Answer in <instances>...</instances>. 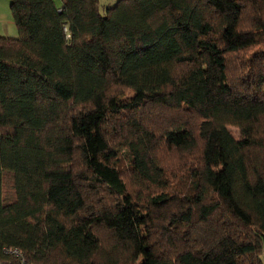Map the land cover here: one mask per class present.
<instances>
[{
	"label": "trees",
	"instance_id": "trees-1",
	"mask_svg": "<svg viewBox=\"0 0 264 264\" xmlns=\"http://www.w3.org/2000/svg\"><path fill=\"white\" fill-rule=\"evenodd\" d=\"M10 10L0 264H264V0Z\"/></svg>",
	"mask_w": 264,
	"mask_h": 264
},
{
	"label": "crops",
	"instance_id": "crops-1",
	"mask_svg": "<svg viewBox=\"0 0 264 264\" xmlns=\"http://www.w3.org/2000/svg\"><path fill=\"white\" fill-rule=\"evenodd\" d=\"M110 2L109 5L117 2V0H107ZM12 34H10V32ZM18 31V28L14 22L11 10L10 0H0V34L5 36H12L13 33ZM6 33V34H5ZM16 37V36H12Z\"/></svg>",
	"mask_w": 264,
	"mask_h": 264
},
{
	"label": "rangeland",
	"instance_id": "rangeland-1",
	"mask_svg": "<svg viewBox=\"0 0 264 264\" xmlns=\"http://www.w3.org/2000/svg\"><path fill=\"white\" fill-rule=\"evenodd\" d=\"M100 3H101L102 6H105V5H109V4H110V2L107 1V0H100ZM113 4H114V3H113ZM9 32H10V31H9ZM5 34H6V33H5ZM10 34H12V33L10 32ZM12 36H18V31H16L15 33H13ZM262 38L264 39V36H263ZM133 96H134V92L128 90V91L126 92V95L122 97L121 101H122L123 103H127V102H129V101L131 100V98H132ZM188 126H189V125H187V127H188ZM231 128H232V131H233L235 134L239 135V131H238L237 128H235V127H231ZM171 157H172V158L168 157V158L170 159V161H171V162H176L177 157H175L174 155H171ZM263 261H264V255H263Z\"/></svg>",
	"mask_w": 264,
	"mask_h": 264
},
{
	"label": "built area",
	"instance_id": "built-area-1",
	"mask_svg": "<svg viewBox=\"0 0 264 264\" xmlns=\"http://www.w3.org/2000/svg\"><path fill=\"white\" fill-rule=\"evenodd\" d=\"M6 252L14 254L16 256L17 261L15 264H28L26 261V258L24 256V253L21 250H19L18 248H12V247L7 248Z\"/></svg>",
	"mask_w": 264,
	"mask_h": 264
}]
</instances>
